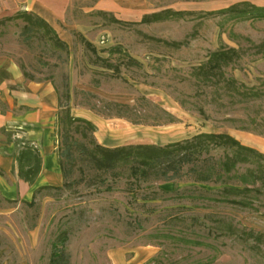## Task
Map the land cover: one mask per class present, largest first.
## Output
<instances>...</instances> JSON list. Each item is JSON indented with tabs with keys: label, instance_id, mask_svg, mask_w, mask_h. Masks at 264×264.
<instances>
[{
	"label": "rangeland",
	"instance_id": "374dc122",
	"mask_svg": "<svg viewBox=\"0 0 264 264\" xmlns=\"http://www.w3.org/2000/svg\"><path fill=\"white\" fill-rule=\"evenodd\" d=\"M41 1L55 10V33L26 2L0 0V64L54 88L64 105L56 121L67 108L96 129L84 137L67 125L68 185L28 199L0 191V264H47L53 244L69 264H264V19L221 12L264 0ZM231 48L211 72L198 70ZM201 132L227 133L258 155L217 182L196 180L193 163L179 178L144 182L129 165L97 167L83 149ZM231 155L210 147L193 162L222 172Z\"/></svg>",
	"mask_w": 264,
	"mask_h": 264
},
{
	"label": "trees",
	"instance_id": "16d2710c",
	"mask_svg": "<svg viewBox=\"0 0 264 264\" xmlns=\"http://www.w3.org/2000/svg\"><path fill=\"white\" fill-rule=\"evenodd\" d=\"M166 10L164 13H171ZM223 13H234L241 14L242 16H250L251 18L264 19V6H257L249 4L248 2L243 3V7L230 6L225 10H221ZM163 12L153 13L145 18H152L157 21L162 19L161 14ZM176 15H181L182 12H172ZM18 17H29L31 13L28 12H18L16 14ZM39 19V18H38ZM152 20V21H153ZM39 23H43L52 33L55 30L43 19H39ZM234 49L218 50L213 52L208 58L204 65L198 67L199 71L205 69L208 66V71L211 72L219 60L230 59ZM214 63V64H213ZM233 83L232 78H228V82ZM58 107L63 108L64 105L58 100ZM166 113V112H165ZM170 117L167 121L172 122L173 118ZM77 123V125H82L83 130L81 132L82 136L87 137V133H93L96 129L95 125L83 118L77 116H71L69 111L62 109V114L58 116L56 121V127L62 126L60 131L61 145L62 148L58 152V165L61 170V174L65 185L67 183V177L71 173V168L68 166L69 159L72 156V150L70 149V144L67 142V125L71 123ZM78 127V126H77ZM210 147H225L231 150L230 158H227L223 162L218 163V167L222 172L214 167H206L201 169H196V163L193 161L198 159V156L202 152H206ZM94 161L95 165L99 168L105 170H112L118 164L129 165L130 174L134 179L149 181L150 179L157 178L163 180H172L179 178L181 176V170L183 166L187 164H192L190 169L198 181H220L223 176H227L229 172L236 165L237 161L244 160L247 154L258 155L254 149L244 146L239 140L227 133H213V132H201L189 139L182 141L171 142L163 146H158L154 144H137V145H124L114 148H107L101 145L94 146L93 149L89 150L83 148ZM16 159L18 160V174L24 178L28 183L32 184L34 179L37 177L40 167L41 158L38 152L30 147L26 146L21 150ZM247 182V180H242ZM49 186H42L37 188L35 193L39 192L41 189H46ZM187 241V240H183ZM47 264H69L68 253H66L62 248L52 245V251Z\"/></svg>",
	"mask_w": 264,
	"mask_h": 264
},
{
	"label": "crops",
	"instance_id": "0c3cea01",
	"mask_svg": "<svg viewBox=\"0 0 264 264\" xmlns=\"http://www.w3.org/2000/svg\"><path fill=\"white\" fill-rule=\"evenodd\" d=\"M22 2L47 23L56 22L55 10L45 2ZM58 109V95L48 82H28L15 65L0 64V191L3 194L28 199L39 187L62 184L55 151ZM26 146L36 150L41 158L40 171L32 184L18 174L16 157Z\"/></svg>",
	"mask_w": 264,
	"mask_h": 264
}]
</instances>
